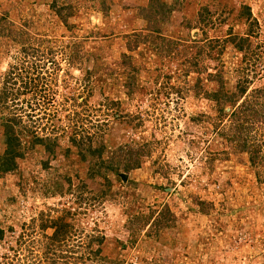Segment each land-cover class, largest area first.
Segmentation results:
<instances>
[{
    "label": "rangeland",
    "instance_id": "1",
    "mask_svg": "<svg viewBox=\"0 0 264 264\" xmlns=\"http://www.w3.org/2000/svg\"><path fill=\"white\" fill-rule=\"evenodd\" d=\"M0 264H264V0H0Z\"/></svg>",
    "mask_w": 264,
    "mask_h": 264
},
{
    "label": "trees",
    "instance_id": "2",
    "mask_svg": "<svg viewBox=\"0 0 264 264\" xmlns=\"http://www.w3.org/2000/svg\"><path fill=\"white\" fill-rule=\"evenodd\" d=\"M246 90H247L246 87H244V88L242 87V88H240L239 92H240L241 94H243V93L246 92ZM259 92H260V95H261V91H260V90H259ZM250 110H251V109H250ZM259 147H260V146H259ZM260 148H261V147H260ZM260 148H258V149L255 150L257 155L260 153V152H259V149H260ZM261 150H263V149H261ZM255 151H254V152H255ZM251 158L254 159L255 157L252 155Z\"/></svg>",
    "mask_w": 264,
    "mask_h": 264
}]
</instances>
